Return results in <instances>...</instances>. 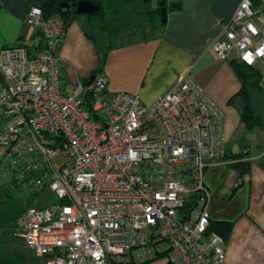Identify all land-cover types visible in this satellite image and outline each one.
Here are the masks:
<instances>
[{"label":"built area","instance_id":"1","mask_svg":"<svg viewBox=\"0 0 264 264\" xmlns=\"http://www.w3.org/2000/svg\"><path fill=\"white\" fill-rule=\"evenodd\" d=\"M258 13L240 0L210 45L216 58H264ZM23 21L40 43L0 48V175L57 197L16 220L32 253L45 264H225L222 238L207 233L203 180L211 162L231 163L221 107L189 72L150 106L127 92L107 97L101 72L65 92V21L38 5Z\"/></svg>","mask_w":264,"mask_h":264},{"label":"crops","instance_id":"2","mask_svg":"<svg viewBox=\"0 0 264 264\" xmlns=\"http://www.w3.org/2000/svg\"><path fill=\"white\" fill-rule=\"evenodd\" d=\"M239 2L165 0L167 18L163 25L148 35L138 29L128 31L109 50L101 71L107 80L106 96L127 92L150 106L189 72L223 110L226 148L232 152L228 144L241 122L239 111L229 99L238 91L239 82L231 69L233 58H216L210 45L231 20ZM32 5L37 2L0 0V48L22 44L32 49L40 43L38 35L23 21ZM257 16L264 23V12ZM59 56L65 92H71L77 83H86L96 72L97 51L82 29L81 18L66 26ZM255 67L261 72L264 87V58ZM247 150L250 165L243 175L229 165L212 162L203 175L210 194L209 219L234 221L224 242L225 264H264V168ZM239 180L241 183L235 186ZM17 188L0 175V264H38L32 251L25 248L22 230L16 224L24 211L14 201ZM15 237L22 239L20 245L14 243ZM36 259L46 262L45 257ZM157 262L154 264H164Z\"/></svg>","mask_w":264,"mask_h":264},{"label":"trees","instance_id":"3","mask_svg":"<svg viewBox=\"0 0 264 264\" xmlns=\"http://www.w3.org/2000/svg\"><path fill=\"white\" fill-rule=\"evenodd\" d=\"M40 7L44 18L59 14L66 26L73 20L83 17L82 29L87 38L92 40L98 56L96 72H101L109 50L128 31L141 30L148 35L164 23L160 20V10L165 0H87L99 6L93 14L77 15L75 7L79 0H62L70 5L65 11L59 6L61 0H34ZM252 6L264 12L261 0H250ZM115 18L114 22L111 19ZM111 21V22H110ZM114 23V24H113ZM120 26V27H119ZM98 33V36H96ZM239 82L238 91L229 99V103L238 107L239 121L246 130L264 127V87L262 75L258 68L232 60L230 62ZM95 72V73H96ZM246 151V152H245ZM248 150L231 152L227 150L226 158L231 160L229 166L240 175L248 172L250 161L246 159ZM234 221L210 220L207 233H215L225 242L231 232ZM126 264H138L134 262ZM147 264V263H141Z\"/></svg>","mask_w":264,"mask_h":264},{"label":"rangeland","instance_id":"4","mask_svg":"<svg viewBox=\"0 0 264 264\" xmlns=\"http://www.w3.org/2000/svg\"><path fill=\"white\" fill-rule=\"evenodd\" d=\"M83 19L84 18L81 17V20ZM114 20L115 18L111 19L112 22H114ZM96 36H98V33H96ZM235 108L237 109V111H239L238 107ZM228 147H230L232 152H239L241 150L243 151L250 149L252 155L257 157V163L264 168V127L262 129L254 128L252 130H246L241 123L237 128V131L234 133L232 139L230 140ZM16 190L17 191L15 194L16 196L14 197V201L17 204L16 207L18 206V209L21 211H23L27 206L40 208L57 201L56 195L46 187H44L37 193L30 188L23 187H19ZM17 232L18 230L16 231V233ZM15 239L16 240H14V243L20 245L22 239L18 237H15ZM24 246L30 252V250L28 249L29 247H26L27 245H25V243ZM32 257L34 260H37L38 264H42L39 259H36V257L34 256ZM157 261L160 260H154L149 263H158Z\"/></svg>","mask_w":264,"mask_h":264},{"label":"water","instance_id":"5","mask_svg":"<svg viewBox=\"0 0 264 264\" xmlns=\"http://www.w3.org/2000/svg\"><path fill=\"white\" fill-rule=\"evenodd\" d=\"M163 1L160 3V5H162L161 10H160V20L162 23L166 22V11L167 8L166 6H163ZM178 4H172V7H177ZM59 6L64 9L65 11H69L70 10V5L64 1H60L59 2ZM99 9V6L92 4L90 1L87 0H79L76 4L75 7V14L77 15H89V14H93L94 12H96ZM94 78V74H92L88 81L87 84H89L92 79Z\"/></svg>","mask_w":264,"mask_h":264}]
</instances>
